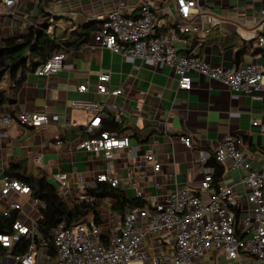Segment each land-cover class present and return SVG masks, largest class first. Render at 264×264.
I'll return each instance as SVG.
<instances>
[{
  "label": "crops",
  "instance_id": "crops-1",
  "mask_svg": "<svg viewBox=\"0 0 264 264\" xmlns=\"http://www.w3.org/2000/svg\"><path fill=\"white\" fill-rule=\"evenodd\" d=\"M141 1L153 6L165 25L176 26L173 0H49L46 10L53 20L62 23L55 31V36L60 38L85 22L94 20L102 24L115 7L121 6L140 15ZM197 1L200 12L191 21L202 23L209 32L201 43L195 33L180 34L187 43L176 38L173 44L178 52L187 54L195 48L202 60L214 66L252 61L264 64V50L253 47L258 37L264 36V0ZM22 2L20 9L25 3ZM36 9L37 2L28 0L18 12L29 21L31 15L38 14ZM28 10L32 12L29 16ZM5 22L1 25L3 36L19 33L13 22L7 25ZM95 32L79 50L64 51L66 57L60 71L49 76L29 71L21 87L7 94L4 107L14 112L56 113L59 120L40 127L0 122V176H5L8 161L25 159L29 172L45 175L57 186L55 174L67 173L70 183L63 192L70 195L80 185L93 186L98 175L109 172L120 178L118 189L128 198H136L141 191L143 198L153 206L171 192L185 187L202 199H208L213 191L201 188L208 163L200 159V152L212 153L228 136L241 137L243 142L238 146L252 168L264 169V99H254L197 72L191 73L194 84L191 90L179 89L173 69L147 59L124 58L101 47L94 39ZM238 53L242 54L238 56ZM101 73L110 74V91L122 88L123 93H97L95 83ZM81 84H87L89 90L81 92L78 89ZM87 100L98 101L102 109L95 111L72 105L73 101ZM96 115L101 116L102 124L89 133L85 128ZM108 116L120 123L121 133L128 135L131 145L138 147V157L130 154L129 149H118L109 159L103 152L98 154L78 147L81 139L100 131L104 117ZM254 119L259 121L258 125L252 124ZM183 136L192 138L190 148L182 142ZM149 153L162 163L160 171H154L153 164L145 160ZM35 157H41L40 163ZM139 160L144 161L142 167ZM241 176V171L228 169L221 183L234 184L244 195L249 189ZM3 200L0 198V212L7 205ZM19 200L29 215L36 210L27 196H20ZM111 202L108 199L98 204L106 221L104 228L115 232L122 222L118 213L110 208ZM248 208L244 200L242 216ZM141 223L146 221L141 220ZM174 244L175 235L170 231L151 232L144 239L149 258L134 259L131 264H154L155 257L160 260L159 264H175L171 257ZM1 255L5 259L2 264L6 261L14 264L9 253ZM190 264H264V259L249 254L230 259L221 247L209 249Z\"/></svg>",
  "mask_w": 264,
  "mask_h": 264
},
{
  "label": "built area",
  "instance_id": "built-area-1",
  "mask_svg": "<svg viewBox=\"0 0 264 264\" xmlns=\"http://www.w3.org/2000/svg\"><path fill=\"white\" fill-rule=\"evenodd\" d=\"M173 1L177 14L174 24L178 31L172 29L169 35L157 36L156 30L165 25V22L153 6L141 1L140 15L121 6L111 9L96 30L94 39L101 47L124 58L147 59L173 69L178 77L179 89L191 90L194 86L191 73L197 72L254 99H264V64L252 61L233 66H214L202 60L196 54L195 48L187 54L177 51L173 44L176 38L184 44L187 43V39L180 34L195 33L201 43L209 29L200 22L191 21L200 12L197 0ZM20 4V0H0V19L3 18L0 25L6 21L8 15L17 14ZM262 13L264 15V9ZM59 26L62 23L52 20L48 31L55 35ZM253 47L264 50V36L258 37ZM65 57V52L60 51L40 65L36 73L39 76L57 73L62 69ZM110 79L109 73L99 75L95 83L97 93L122 94V88L110 91ZM78 89L84 92L89 87L81 84ZM72 105L95 111H100L103 107L98 101L89 100L73 101ZM58 120L59 115L56 113L49 115L6 111L0 114V122H16L25 127H40ZM101 124V116L96 115L85 130L91 133ZM252 124L258 125L259 121L254 119ZM181 140L186 147L190 148L193 144L190 136H183ZM242 142L241 137L228 136L212 153L201 151L200 159L208 162L213 156L225 165V172L228 169L241 171V179L249 189L244 195L237 191L234 184L223 185L222 179L215 184L213 169L208 165L201 184L202 189L213 191L208 199H202L192 189L185 187L171 192L162 202L154 203L152 209L131 208L126 212L124 222L107 241L102 240V229L93 221L73 226L63 223L53 234L57 250L56 260L52 262L48 247L38 246L34 238L25 254L11 255V260L14 264H131L134 259L149 258V253L144 248V239L149 233L159 230H168L175 235L174 251L171 255L175 264H190L209 249L221 247L230 259H238L243 254L264 259V169L252 168L247 156L238 146ZM78 147L98 154L103 152L109 159L113 158L118 149H129L134 157L139 156V149L131 145L130 137L116 131L105 130L99 136L83 138ZM35 160L40 163L41 157H35ZM145 160L153 164L154 171L161 170L162 163L153 153L145 155ZM143 162L139 160V167H142ZM54 177L64 189L69 187L67 173L60 172ZM97 178L109 181L114 187L120 184V178L109 172L101 173ZM80 188L83 189L84 186L80 185ZM20 196H27L36 210L42 204L40 200L31 197V188L24 181L0 176V198L7 203L2 212L8 214L11 209L19 211V218L13 224V232L0 234V244L4 247L12 248L23 236L35 237L38 234V221L25 212L24 203L19 200ZM137 196L144 197L141 191ZM244 200L249 206L248 211L237 218L234 209L239 208L241 213ZM141 220L146 223L142 224ZM3 256L0 252V264L5 261ZM152 262L159 264L160 260L155 257ZM9 263L10 261H6V264Z\"/></svg>",
  "mask_w": 264,
  "mask_h": 264
},
{
  "label": "trees",
  "instance_id": "trees-1",
  "mask_svg": "<svg viewBox=\"0 0 264 264\" xmlns=\"http://www.w3.org/2000/svg\"><path fill=\"white\" fill-rule=\"evenodd\" d=\"M38 1V14L29 17V21L20 33L3 36L0 25V114L6 111L15 113L4 107V104L8 97L7 94L15 92L21 87L27 72L36 71L40 65L60 51L79 50L90 41L93 33L100 28L101 23L91 20L77 26L76 29L67 31L63 37H56L48 31L49 24L53 20L52 15L46 10L49 0ZM2 21L3 18L0 19V23ZM173 26L163 25L156 30V35L166 36L172 29H177L176 26ZM241 54L238 53V56ZM119 127L120 123L114 117H104L100 131L92 136H99L100 132L105 130L122 134ZM207 163L213 169L214 183L216 184L225 174V165L213 156ZM5 176L20 179L30 186L31 197L42 202L38 210L43 220L38 221V234L35 237L23 236L15 242L12 248L0 244L1 253L23 255L29 250L34 238L38 246L46 245L48 247V254L52 257L53 262L57 257L53 234L60 224L73 226L93 221L102 229L101 238L104 241H107L114 233L112 230L104 228L106 221L98 201L111 200L110 208L118 213L122 223L126 212L131 208L152 209L150 203L143 197L137 196L130 199L117 186L114 187L109 181L98 178L93 186L78 188L67 195L63 192L62 186L55 185L45 175H35L29 172L25 159L8 161L5 167ZM234 210L237 218H240V209L235 208ZM18 218L19 211L16 209H11L8 214L1 211L0 234L12 233L13 224Z\"/></svg>",
  "mask_w": 264,
  "mask_h": 264
},
{
  "label": "rangeland",
  "instance_id": "rangeland-1",
  "mask_svg": "<svg viewBox=\"0 0 264 264\" xmlns=\"http://www.w3.org/2000/svg\"><path fill=\"white\" fill-rule=\"evenodd\" d=\"M20 2H22V0H20ZM23 2H25V3H23ZM22 3H23V7L20 9V8H18L17 9V11H22V9H24V7H25V5H27L28 4V0H25V1H23ZM29 2L30 3H35V2H37V9H36V11L38 12V10H39V2H38V0H29ZM36 11H35V13H36ZM30 13H32V12H30V10H28L27 11V13L26 14H28V16H29V14ZM33 13H34V11H33ZM28 17L27 16H25V15H23L22 13H19V12H17V14L15 15V16H10V15H8L7 16V21L5 22V24L7 23V24H11L12 22H13V24H14V27L17 29V31H19V33L24 29V27H25V25L27 24V22H28V19H27ZM9 22V23H8ZM1 24V23H0ZM6 24V25H7ZM2 30V29H1ZM2 33H3V31H2ZM3 35V34H2ZM5 203H6V201L5 200H3ZM7 204V203H6ZM6 207H7V205H6ZM39 210L37 209V210H34V211H32L31 212V218L33 219V220H36V221H42L43 219H42V216H41V214H40V211L38 212ZM29 222V224H30V222H31V220L30 221H28Z\"/></svg>",
  "mask_w": 264,
  "mask_h": 264
}]
</instances>
